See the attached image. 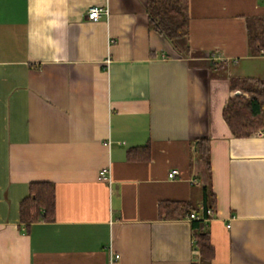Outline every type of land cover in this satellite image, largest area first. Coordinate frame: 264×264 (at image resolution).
Segmentation results:
<instances>
[{
  "label": "crops",
  "instance_id": "1",
  "mask_svg": "<svg viewBox=\"0 0 264 264\" xmlns=\"http://www.w3.org/2000/svg\"><path fill=\"white\" fill-rule=\"evenodd\" d=\"M146 9L0 0V264L199 263L193 218L163 219L159 203L201 206L200 138L213 264H264V128L238 137L223 115L232 80H264V52L249 50L264 0H189V56ZM146 145L149 159L130 157ZM42 181L55 184L56 217L26 225L20 202Z\"/></svg>",
  "mask_w": 264,
  "mask_h": 264
},
{
  "label": "trees",
  "instance_id": "2",
  "mask_svg": "<svg viewBox=\"0 0 264 264\" xmlns=\"http://www.w3.org/2000/svg\"><path fill=\"white\" fill-rule=\"evenodd\" d=\"M147 19L150 28L164 38L171 40L185 56L190 47L186 39L190 32L189 0H147ZM249 50L259 55L264 50V19L255 29H250ZM231 96L224 107L223 115L232 133L247 137L264 128V80L243 78L231 81ZM132 159H149L150 146L133 148ZM198 159L204 163L207 184L202 188L201 206L193 201H162L159 214L163 219H177L195 212L198 218L192 220L194 247L200 252V261L195 264H213L216 249L211 233L206 228L207 209L216 211V194L212 189L211 144L208 138L197 143ZM20 221L30 225L39 221H53L56 217V187L53 182H34L29 194L19 206Z\"/></svg>",
  "mask_w": 264,
  "mask_h": 264
},
{
  "label": "built area",
  "instance_id": "3",
  "mask_svg": "<svg viewBox=\"0 0 264 264\" xmlns=\"http://www.w3.org/2000/svg\"><path fill=\"white\" fill-rule=\"evenodd\" d=\"M103 11L104 10L102 8L93 6V7L89 8L87 17L89 19H91V20H99V18L101 17ZM105 13H106V11H105ZM263 52H264V50H263ZM107 173H108V169L107 168L103 169L100 172V178H102L104 180L108 179ZM178 174H179V171L177 169H173L169 173V177L170 178H174ZM207 215H208V217L205 219L206 221L214 216V210L212 208L207 209ZM190 218L195 219V218H198V216H197V214L195 212H193V213L190 214ZM228 227H230V225H228ZM119 257L120 256L117 254L113 258L117 259Z\"/></svg>",
  "mask_w": 264,
  "mask_h": 264
}]
</instances>
